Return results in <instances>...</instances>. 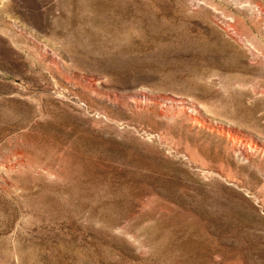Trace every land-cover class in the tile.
I'll return each instance as SVG.
<instances>
[{
  "label": "rangeland",
  "instance_id": "obj_1",
  "mask_svg": "<svg viewBox=\"0 0 264 264\" xmlns=\"http://www.w3.org/2000/svg\"><path fill=\"white\" fill-rule=\"evenodd\" d=\"M0 264H264V0H0Z\"/></svg>",
  "mask_w": 264,
  "mask_h": 264
}]
</instances>
